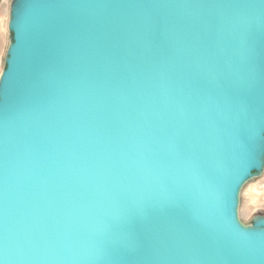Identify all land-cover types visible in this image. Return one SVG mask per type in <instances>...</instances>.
Masks as SVG:
<instances>
[{"label":"water","instance_id":"obj_1","mask_svg":"<svg viewBox=\"0 0 264 264\" xmlns=\"http://www.w3.org/2000/svg\"><path fill=\"white\" fill-rule=\"evenodd\" d=\"M0 264H264V0H12Z\"/></svg>","mask_w":264,"mask_h":264},{"label":"rangeland","instance_id":"obj_2","mask_svg":"<svg viewBox=\"0 0 264 264\" xmlns=\"http://www.w3.org/2000/svg\"><path fill=\"white\" fill-rule=\"evenodd\" d=\"M10 3V0H0V75L5 66L4 60L11 35L8 23L6 24L7 12L9 21ZM256 215H264V172L261 176L250 180L243 187L240 195L241 221L244 224H251Z\"/></svg>","mask_w":264,"mask_h":264},{"label":"bare ground","instance_id":"obj_3","mask_svg":"<svg viewBox=\"0 0 264 264\" xmlns=\"http://www.w3.org/2000/svg\"><path fill=\"white\" fill-rule=\"evenodd\" d=\"M7 10V9H6ZM6 15H7V18H6V24L8 23V12L6 13ZM5 24V25H6ZM0 28H1V25H0Z\"/></svg>","mask_w":264,"mask_h":264},{"label":"built area","instance_id":"obj_4","mask_svg":"<svg viewBox=\"0 0 264 264\" xmlns=\"http://www.w3.org/2000/svg\"><path fill=\"white\" fill-rule=\"evenodd\" d=\"M10 2H11V0H10Z\"/></svg>","mask_w":264,"mask_h":264}]
</instances>
